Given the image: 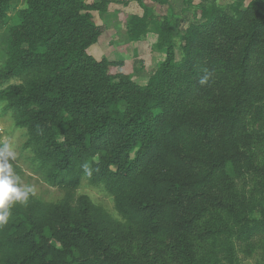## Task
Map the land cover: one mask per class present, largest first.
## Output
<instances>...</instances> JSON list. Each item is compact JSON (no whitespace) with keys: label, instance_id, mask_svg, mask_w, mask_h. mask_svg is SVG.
<instances>
[{"label":"trees","instance_id":"obj_1","mask_svg":"<svg viewBox=\"0 0 264 264\" xmlns=\"http://www.w3.org/2000/svg\"><path fill=\"white\" fill-rule=\"evenodd\" d=\"M152 1L156 11L126 19L130 42L153 33L166 55L140 85L89 52L104 33L93 13L112 0H25L13 17L16 0H0V23L11 22L0 103L25 131L28 169L63 192L10 208L0 264H141L121 247L133 239L155 263L169 251L191 264L199 245L233 232L217 214L233 213L227 202L264 150V0L244 10L200 0L191 20H180L191 0ZM10 163L22 183L24 169ZM85 181L119 219L77 194ZM235 227L240 242L264 239V220ZM212 257L236 264L234 254Z\"/></svg>","mask_w":264,"mask_h":264},{"label":"rangeland","instance_id":"obj_2","mask_svg":"<svg viewBox=\"0 0 264 264\" xmlns=\"http://www.w3.org/2000/svg\"><path fill=\"white\" fill-rule=\"evenodd\" d=\"M90 3L99 0H87ZM108 11L104 13H93L94 21L100 27L104 28L103 35L98 43L91 47L90 54L98 61L106 60L114 63L111 68L112 73H122L130 76L136 83L145 85L151 77L158 64L165 60L166 55L160 53L156 45L158 43L157 35L150 33L139 42H130L127 38L126 19L129 15H141L143 8L147 6L150 10H157L158 4L152 0H142L141 4L137 0H112ZM120 1V2H119ZM192 4L188 6L189 11L183 12L180 16H190L198 9L200 0H191ZM255 0H216L217 4L231 9L241 8L244 10ZM123 2V3H122ZM144 5L142 7L141 5ZM25 7V0H16L9 16L13 17L15 13ZM199 16L198 19H200ZM10 21L0 23V67L3 66V60L6 51V41L9 36L8 27ZM189 24L184 23L182 29L185 31ZM176 61L182 60V51L178 46L175 49ZM4 103H0V146L1 143L7 144L15 154L12 161L24 169L25 174L22 184L29 185L34 189V195L47 201H57L63 197V192L45 184L38 176L34 175L24 162V157L20 152L21 146L26 141L25 131L15 127V121L10 114L3 111ZM1 148V147H0ZM251 154V153H250ZM258 155L255 165L258 173L253 172L245 180L238 182L235 197L228 201V206L233 205V213L225 210L217 214L227 221L233 232H228L225 236L209 243L208 245H199L194 252L191 264H219L212 254L220 252L221 258L230 259L231 254L236 256V264H264V239L252 238L246 242H240L236 236L238 224H241L242 218L248 220H264V150L257 151ZM262 171V174L260 173ZM78 195L89 196L97 205L104 207L112 216L119 219L113 199L104 191L101 186H93L84 182L77 191ZM229 208V207H228ZM239 222V223H238ZM238 223V224H237ZM213 242V241H211ZM234 248L233 253L228 252V246ZM121 247L130 252L134 257L140 260L141 264H181L176 260L173 252H166L162 260L155 263L154 260L146 258L141 251L140 243L137 240H128L122 243ZM221 264H230L222 262Z\"/></svg>","mask_w":264,"mask_h":264},{"label":"clouds","instance_id":"obj_3","mask_svg":"<svg viewBox=\"0 0 264 264\" xmlns=\"http://www.w3.org/2000/svg\"><path fill=\"white\" fill-rule=\"evenodd\" d=\"M13 159L15 154L7 144L0 148V225L8 221L10 208L15 204H26L30 195L34 194L33 187L22 184L14 172L10 163Z\"/></svg>","mask_w":264,"mask_h":264}]
</instances>
